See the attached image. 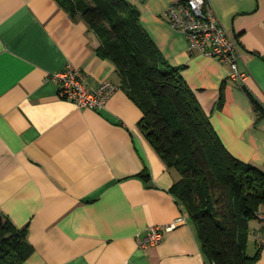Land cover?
Instances as JSON below:
<instances>
[{"label": "crops", "instance_id": "0c3cea01", "mask_svg": "<svg viewBox=\"0 0 264 264\" xmlns=\"http://www.w3.org/2000/svg\"><path fill=\"white\" fill-rule=\"evenodd\" d=\"M126 1L225 149L264 171V0H208L237 43L244 83L219 61L189 54L165 16L178 0ZM97 44L55 0H0V214L26 229L23 264H207L169 192L178 176L141 133L142 112ZM67 65L85 74L87 89L110 82L118 90L101 109L77 108L52 80ZM253 222L252 235L262 229ZM170 224L158 244L139 247L150 227Z\"/></svg>", "mask_w": 264, "mask_h": 264}, {"label": "trees", "instance_id": "16d2710c", "mask_svg": "<svg viewBox=\"0 0 264 264\" xmlns=\"http://www.w3.org/2000/svg\"><path fill=\"white\" fill-rule=\"evenodd\" d=\"M55 1L93 32L96 54L113 64L119 88L141 110L138 127L177 174L169 192L194 223L206 263L254 264L263 245L255 242L254 256L245 249L249 224L264 208V171L225 149L179 70L160 56L141 26L135 6L126 0ZM25 238V228L0 214V264L24 263L31 254Z\"/></svg>", "mask_w": 264, "mask_h": 264}, {"label": "built area", "instance_id": "2783aa9c", "mask_svg": "<svg viewBox=\"0 0 264 264\" xmlns=\"http://www.w3.org/2000/svg\"><path fill=\"white\" fill-rule=\"evenodd\" d=\"M165 16L171 28L180 33L187 41L189 54L197 53L215 59L228 66L229 78L244 83L247 72L238 69L240 59L237 43L219 23L208 0H178L171 3ZM59 85V96L72 102L77 108L98 110L104 107L110 96L118 87L110 82H103L91 89L85 87V74L78 68L67 65L65 69L52 75ZM262 230L254 234L258 246L264 244V214L258 215ZM174 224L162 227H150L146 237L139 242V247L158 244L162 233L171 231Z\"/></svg>", "mask_w": 264, "mask_h": 264}, {"label": "rangeland", "instance_id": "374dc122", "mask_svg": "<svg viewBox=\"0 0 264 264\" xmlns=\"http://www.w3.org/2000/svg\"><path fill=\"white\" fill-rule=\"evenodd\" d=\"M261 209H263V207ZM259 215H263V214L260 213ZM253 225H254V222H250L249 228H250V232L251 233L248 236L247 245H246V249H245L246 254L249 255V256H254L256 254V251H257V246L254 243L253 238H252V232H253L252 227H253ZM261 253H262V248H261V252H260L259 257L257 258V260L255 261L254 264H260L262 259H264V257L261 258V256H262Z\"/></svg>", "mask_w": 264, "mask_h": 264}]
</instances>
